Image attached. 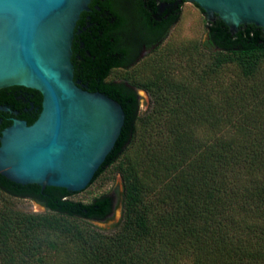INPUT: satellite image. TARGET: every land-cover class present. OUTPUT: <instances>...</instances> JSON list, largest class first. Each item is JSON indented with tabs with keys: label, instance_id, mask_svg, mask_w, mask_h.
Wrapping results in <instances>:
<instances>
[{
	"label": "trees",
	"instance_id": "trees-1",
	"mask_svg": "<svg viewBox=\"0 0 264 264\" xmlns=\"http://www.w3.org/2000/svg\"><path fill=\"white\" fill-rule=\"evenodd\" d=\"M182 2L159 11L156 0H90V11L80 13L73 79L124 114L86 187L113 169L120 220L110 233L90 224L109 213L108 195L85 202L0 175V195L45 209L15 210L0 196V264H264V33L250 23L230 33L215 16L206 20L212 51L179 48V67L138 59L164 37ZM146 67L149 76L141 75ZM115 69L124 74L109 78ZM136 89L150 100L142 114ZM6 90L32 93L39 106L33 89L0 94Z\"/></svg>",
	"mask_w": 264,
	"mask_h": 264
},
{
	"label": "water",
	"instance_id": "water-1",
	"mask_svg": "<svg viewBox=\"0 0 264 264\" xmlns=\"http://www.w3.org/2000/svg\"><path fill=\"white\" fill-rule=\"evenodd\" d=\"M89 1L0 0V89H33L39 105L30 124L0 129V175L13 184L80 191L119 135L120 104L73 79V31ZM183 1L230 33L248 23L264 33V0Z\"/></svg>",
	"mask_w": 264,
	"mask_h": 264
},
{
	"label": "rangeland",
	"instance_id": "rangeland-1",
	"mask_svg": "<svg viewBox=\"0 0 264 264\" xmlns=\"http://www.w3.org/2000/svg\"><path fill=\"white\" fill-rule=\"evenodd\" d=\"M205 41L206 19L204 14L195 4L182 2L177 19L168 27L164 37L153 47L143 49L138 59L149 60L160 57L158 61L160 65L167 66V63L169 65L170 63H175L176 67H179L185 58L179 54H175V52L179 48L184 52L183 47H189L193 44L197 48L199 47L203 54H206L207 51H212L213 49L208 47ZM156 45H159V48L152 52V49ZM141 72V75L149 76L150 69L146 67ZM122 74H124L122 69H115L111 72L109 78L116 79ZM136 93L138 95V114H142L148 109L150 100L147 93L142 89H136ZM121 191L122 186L119 175L113 169H109L93 183L72 194L71 198L86 202L100 194L108 195L112 205L109 213L102 220H91L90 224L105 233H110L115 230L120 220ZM0 196L15 210L28 213H41L45 211L43 206L29 198L6 194H1Z\"/></svg>",
	"mask_w": 264,
	"mask_h": 264
},
{
	"label": "flooded vegetation",
	"instance_id": "flooded-vegetation-1",
	"mask_svg": "<svg viewBox=\"0 0 264 264\" xmlns=\"http://www.w3.org/2000/svg\"><path fill=\"white\" fill-rule=\"evenodd\" d=\"M156 1L158 4L159 11L165 10L170 5L171 2L173 4L179 2V0H174V1L156 0ZM89 4L90 1L88 5ZM88 11H90L89 7L87 8L86 12ZM154 45L155 44L150 45L149 47H153ZM143 49H145V47H142L141 51ZM140 52L138 54V58L140 56ZM31 95L32 93L28 94L26 91H22V90H12V91L6 90L2 92V95L0 94V129L3 126H5L7 123H9L12 118H18L20 120H24L26 124L31 123V121L36 117L39 111V106L34 105L32 103ZM9 99L11 101H9Z\"/></svg>",
	"mask_w": 264,
	"mask_h": 264
}]
</instances>
